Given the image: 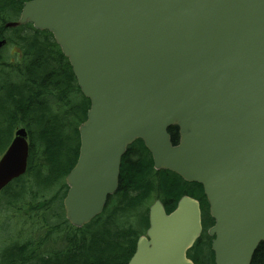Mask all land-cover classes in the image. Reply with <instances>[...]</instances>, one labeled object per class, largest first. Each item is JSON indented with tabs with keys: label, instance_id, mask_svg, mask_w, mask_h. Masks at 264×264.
Listing matches in <instances>:
<instances>
[{
	"label": "water",
	"instance_id": "1",
	"mask_svg": "<svg viewBox=\"0 0 264 264\" xmlns=\"http://www.w3.org/2000/svg\"><path fill=\"white\" fill-rule=\"evenodd\" d=\"M29 23L52 34L90 102L65 178L68 223L102 213L139 140L155 170L202 187L214 264H250L264 242V0H31L4 26ZM27 157L20 128L0 157V191ZM201 229L197 200L169 214L156 200L127 264H193Z\"/></svg>",
	"mask_w": 264,
	"mask_h": 264
},
{
	"label": "trees",
	"instance_id": "2",
	"mask_svg": "<svg viewBox=\"0 0 264 264\" xmlns=\"http://www.w3.org/2000/svg\"><path fill=\"white\" fill-rule=\"evenodd\" d=\"M27 1L0 0V40L6 41L4 47L15 45L20 51L14 64L0 63V156L17 128H25L29 140L27 171L0 192V209L36 220L45 232L37 239L28 235L33 243L21 242L20 231H13L5 238L7 248L0 250V264H127L148 228L149 206L159 200L169 214L183 196L197 200L202 211V234L188 257L194 264H214L207 235L213 220L202 187L169 171H155L141 141L131 144L121 158L118 188L98 217L74 229L58 214L67 191L65 177L78 157L77 129L90 104L48 32L26 25L22 34L5 36L4 23L16 20ZM176 131L169 129L172 145L178 142ZM65 227L75 232L64 238L65 246L41 252L49 233ZM250 264H264V242Z\"/></svg>",
	"mask_w": 264,
	"mask_h": 264
},
{
	"label": "rangeland",
	"instance_id": "3",
	"mask_svg": "<svg viewBox=\"0 0 264 264\" xmlns=\"http://www.w3.org/2000/svg\"><path fill=\"white\" fill-rule=\"evenodd\" d=\"M24 27V26H23ZM23 27L18 28L19 30L15 33L11 29H6L4 34L8 38H14L18 34L23 33ZM15 30V29H14ZM28 30L24 31L27 32ZM20 51L15 45H10L8 47H4L0 52V63H9L14 64L17 59H19ZM54 209L58 210L57 206L54 207ZM58 214L63 218V209L58 210ZM56 219V217H54ZM53 223H55V220H52ZM52 222L50 221L49 224L51 225ZM62 223V222H61ZM9 226L10 228L5 231V225ZM2 225V226H1ZM20 231V237L21 242H25L28 239H31L33 243H36V240H33L32 238H28L27 236L30 235L34 239H37L38 237H35L39 234V236H42L45 232V228H41L40 225L36 224V220L34 219H28L27 221L23 218V215H15L13 211H0V250L3 248H7L8 243H5L4 238H7L12 234L13 231ZM74 231H71L70 228L65 227L62 229H55L51 233H49L48 237L49 240L45 242L46 244L40 249L41 252L51 253L52 250H58L62 249L65 246L64 238L69 234L74 235ZM77 234V233H76ZM40 240V238H39ZM5 243V244H4ZM1 262L2 259H1ZM0 262V263H1Z\"/></svg>",
	"mask_w": 264,
	"mask_h": 264
},
{
	"label": "bare ground",
	"instance_id": "4",
	"mask_svg": "<svg viewBox=\"0 0 264 264\" xmlns=\"http://www.w3.org/2000/svg\"><path fill=\"white\" fill-rule=\"evenodd\" d=\"M1 211L3 210V211H6L3 207H1V209H0ZM9 211V210H8ZM8 211H6V212H8Z\"/></svg>",
	"mask_w": 264,
	"mask_h": 264
},
{
	"label": "flooded vegetation",
	"instance_id": "5",
	"mask_svg": "<svg viewBox=\"0 0 264 264\" xmlns=\"http://www.w3.org/2000/svg\"><path fill=\"white\" fill-rule=\"evenodd\" d=\"M176 133H177V131H176Z\"/></svg>",
	"mask_w": 264,
	"mask_h": 264
}]
</instances>
